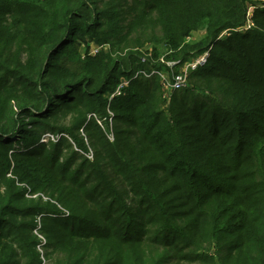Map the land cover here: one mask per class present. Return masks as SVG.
Returning <instances> with one entry per match:
<instances>
[{
  "label": "trees",
  "instance_id": "trees-1",
  "mask_svg": "<svg viewBox=\"0 0 264 264\" xmlns=\"http://www.w3.org/2000/svg\"><path fill=\"white\" fill-rule=\"evenodd\" d=\"M250 5L0 0V264L42 263L39 216L50 264H264V7ZM86 41L108 48L84 55ZM206 52L170 100L160 77L134 79Z\"/></svg>",
  "mask_w": 264,
  "mask_h": 264
},
{
  "label": "rangeland",
  "instance_id": "rangeland-1",
  "mask_svg": "<svg viewBox=\"0 0 264 264\" xmlns=\"http://www.w3.org/2000/svg\"><path fill=\"white\" fill-rule=\"evenodd\" d=\"M254 2H256V5H250L249 6V12H248V16H252V14L256 11L257 7L258 6H261V7H264V0H252ZM252 27H253V24H252ZM254 29V28H252ZM244 30V29H243ZM250 30H244L243 32H249ZM242 32V33H243ZM223 36H220V39L221 40H226L228 38H230L232 35H233V30H228V32L222 34ZM203 38V29L201 30V32L197 33V34H194V37L192 38V43L194 42H198L200 41L201 39ZM78 47L80 48V51L82 54H88V55H91V56H95L96 54L100 53L103 49H107L108 46H98L96 44H93L89 41H86V42H79L78 44ZM98 49H101L99 52H97ZM143 51H149L150 53L152 52V50H150V45L149 46H146L145 49ZM171 53V52H170ZM147 56V55H146ZM148 56H150V54H148ZM160 61L167 67L166 70L163 69V70H160L158 71V74L156 76L160 77V80L161 82L159 83H162L164 82L165 80L169 81V82H173V79L175 78L176 75H178V73H180V71L183 69L184 65H180L178 61H167L164 57L160 59ZM180 65V66H178ZM155 71V70H154ZM156 72V71H155ZM190 77V76H189ZM189 77L187 79V82H188V85L187 87L189 86L190 84V80H189ZM186 87V88H187ZM185 88V89H186ZM167 91L168 92H165L166 93V97L168 98V100H170V98L172 99V97L174 95H176V91H173L171 88H167ZM111 123V122H110ZM109 137L113 138V135L111 134ZM52 140V139H51ZM54 140H56V138H54ZM87 143H89L88 141V138L86 139ZM89 158L91 160H93V154L91 153L89 155ZM37 197H42L45 201H48V202H51L49 201V199L44 196L43 194H36ZM53 204H55V202H51ZM34 234H35V231H34ZM46 238V236H45ZM40 239V238H39ZM41 240V239H40ZM42 256V255H41ZM44 263H43V258L42 259V263L43 264H50L49 263V260L46 258V247L44 248ZM41 263V264H42Z\"/></svg>",
  "mask_w": 264,
  "mask_h": 264
},
{
  "label": "built area",
  "instance_id": "built-area-1",
  "mask_svg": "<svg viewBox=\"0 0 264 264\" xmlns=\"http://www.w3.org/2000/svg\"><path fill=\"white\" fill-rule=\"evenodd\" d=\"M251 27H252V23L250 21H248L246 27L243 29L244 30H250ZM243 29L239 30V31L243 32L244 31ZM226 32H228V31H225L224 33H226ZM224 33H222V34H224ZM221 36H223V35H221ZM100 50L101 49H98L97 52H99ZM208 57H209V52H206L203 55L187 62L184 65L183 69L180 71V73H178V75L175 76V78L173 79V82H169L167 80H165L163 82L166 91H167V88H171L173 91H176V92L185 89L188 85L187 79L190 76V74L193 71H196L199 67L204 66L208 61ZM142 62L145 63L146 59H143ZM157 74H158V71H156V72L153 71L151 73H146L145 71H140L135 75L134 79L138 78L139 76H145V77L150 78V77L157 75ZM129 83H130V81L122 80L121 83L119 84L116 92L111 95V98H113L115 95H120L122 93L121 92L122 89L126 88L129 85ZM50 139L54 140V137L50 134H47L43 137L42 142H48V140H50ZM110 139L113 140V138H111V137H110ZM32 197L36 198L37 195H34ZM41 220H42V216H39L37 218V221H36L37 222V229L35 230V235L38 237V239L39 238L41 239V240L39 239L40 244L38 245V251L41 253L42 258H43V263H44L43 255H44V248L47 245V240L42 235V233H40L41 224H42Z\"/></svg>",
  "mask_w": 264,
  "mask_h": 264
}]
</instances>
